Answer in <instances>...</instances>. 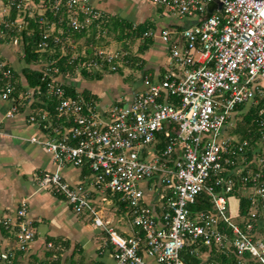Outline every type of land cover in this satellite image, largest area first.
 <instances>
[{
    "label": "built area",
    "instance_id": "1",
    "mask_svg": "<svg viewBox=\"0 0 264 264\" xmlns=\"http://www.w3.org/2000/svg\"><path fill=\"white\" fill-rule=\"evenodd\" d=\"M150 1L196 22L161 29L168 70L160 79L144 76L126 102L102 111L68 80L84 72H118L128 63L126 53L93 48L91 57L77 58L63 47L75 49L73 36L104 24L103 14L87 0L1 3L0 40L24 45L23 34L33 35L35 23L37 51L63 50L42 65L45 89L20 90L14 67L0 55V97L10 103L5 117L29 108L27 122L42 133L28 140L55 164L39 185L76 213L92 216L107 232L116 264H185L184 251L207 260L212 250L235 264H264V0H222V10L206 19L201 17L216 0ZM250 113L251 125L245 121ZM68 166L86 168L87 179L69 182L63 174ZM94 191L117 195L111 204L115 214L124 205L131 233L111 225ZM200 198L211 207L194 209ZM28 212L22 200L15 218L4 220L16 227L20 251L36 235ZM47 247L60 249L53 241ZM14 260V250L0 253V264Z\"/></svg>",
    "mask_w": 264,
    "mask_h": 264
},
{
    "label": "crops",
    "instance_id": "2",
    "mask_svg": "<svg viewBox=\"0 0 264 264\" xmlns=\"http://www.w3.org/2000/svg\"><path fill=\"white\" fill-rule=\"evenodd\" d=\"M87 1L98 9L104 18L127 19L135 25L146 21L152 23L147 31H153V34L146 36L152 37V43L144 52H140L138 48L132 54L137 60L123 65L113 74L100 73L101 78H91L92 76H86L87 72H84L68 80L74 90L95 101L102 111L113 103L126 102L132 90L141 86L144 76L160 79L171 62L169 47L159 35L161 29L167 27L181 30L184 26L194 24L196 19L172 17L160 9L158 14L152 13L148 0ZM5 2L6 0H0V4ZM132 4H135V9L137 7L134 17L131 12L134 9ZM77 44L78 38H75L76 47L79 46ZM73 50L70 48V54ZM33 52L38 54V57L27 62L25 43L15 45L8 39L0 40V55L14 67L20 90L30 87L24 69L41 72L46 61L61 54V50L57 48L55 53L36 49ZM136 73H139V76ZM136 76L140 78L136 80ZM126 82L127 88L124 85ZM122 87L126 88L127 97L122 95ZM36 106L37 103L34 102L32 107ZM9 107L10 103L0 97V253L14 250V264H116L108 234L94 224L92 216L76 213L64 198L39 185L40 175L44 171L54 170L55 164L49 153L28 140L42 133L37 126L27 122L26 114L29 108L22 106L19 114L7 118L5 113ZM88 173L86 168L81 167L68 166L63 169L64 176L73 184L84 182ZM93 196L100 203H112L105 194L94 191ZM22 200L29 203L28 218L33 221L36 230L34 241L26 251L16 249V227H7L4 224L7 217L15 218L16 209ZM110 220L111 225L119 232L131 233L129 221H124L123 217L114 215ZM49 241L59 244L60 249L57 251L48 248ZM150 261L156 264L153 260Z\"/></svg>",
    "mask_w": 264,
    "mask_h": 264
},
{
    "label": "trees",
    "instance_id": "3",
    "mask_svg": "<svg viewBox=\"0 0 264 264\" xmlns=\"http://www.w3.org/2000/svg\"><path fill=\"white\" fill-rule=\"evenodd\" d=\"M105 17V16H103ZM105 23L102 24L101 26H105L108 27L107 29L110 30H119L118 35L120 39L125 40L128 38H132V39H138V38H142L143 41L139 46V51L140 52H144L152 43V37H146L144 36V33L149 30V28L152 26L150 22H143V23H139L137 25H135L133 22L127 20V19H119V18H114L111 17L110 19H108L107 17L104 18ZM32 27H34L35 31L33 33V35L31 36H27L25 33L23 34V38L24 40L27 42L25 43V52H26V61L27 62H31L32 60H34L36 57H38V54L34 53L33 50L35 49V44L36 41L39 38V27L37 24L32 23ZM78 37L82 36L80 33L76 34ZM57 49H60L59 47H57ZM59 52V51H58ZM126 59L128 60V64L131 63L132 60H137L136 57L130 56V55H126ZM66 58H63L61 61V65L63 63V61H65ZM63 70L67 69V67L62 66ZM69 69L73 70V66L69 67ZM24 74L27 78L28 84L30 87H35L37 85H41L44 89L46 87V82L42 81V72L36 71V70H31V69H24ZM86 76H92L91 78H101V74L97 73L96 76L94 77V75L92 74H85ZM71 92H73V88H68ZM87 95V94H86ZM43 98V97H42ZM45 99V98H44ZM252 109V108H251ZM251 113L246 115V123L251 125ZM117 195L114 196V199L116 200ZM202 201H204L202 203ZM207 199H202L200 198L199 203L193 205L194 209L196 208H204V207H211V204L209 202H207ZM121 209H119L118 211H123L126 212V208L124 207V205L120 206ZM248 210V200L243 198L241 201V212L244 213ZM202 250V248L200 249ZM199 250V251H200ZM182 258L185 264H235V259L232 257H225V256H220V254H217V251L212 250L211 251V257L209 259H203L200 256H197L195 253L191 254L189 251H184L182 253Z\"/></svg>",
    "mask_w": 264,
    "mask_h": 264
},
{
    "label": "rangeland",
    "instance_id": "4",
    "mask_svg": "<svg viewBox=\"0 0 264 264\" xmlns=\"http://www.w3.org/2000/svg\"><path fill=\"white\" fill-rule=\"evenodd\" d=\"M148 7L149 10L153 13H157L159 9L162 10L166 15L172 16V17H176L178 16V14L176 13H170L168 11H166L165 9H163L162 7L158 6L157 4L153 3L152 1L148 0ZM134 7L135 4H132ZM137 10V7L131 11L133 12V17L135 15V11ZM131 17V18H133ZM108 27H102L101 25H94L93 28L88 29L86 32L80 33L82 36L80 37H76L77 35H74V38H78V43L77 45H79L78 47H75V49L72 51V53L70 54V48L64 46L63 50L64 53H68V55H73V57H77L80 58L83 54L87 55V57H91L93 55V48H95L96 50L98 49H102L105 50L108 53H114V52H122V53H126V55H130L133 56L132 54L135 53V51L139 48L140 44L142 43L143 39L142 38H136V39H132V38H128L125 40H122L119 38L120 35H118L119 30H108ZM80 38V39H79ZM87 46L90 47L89 51H87ZM60 48V47H59ZM63 50L61 51V53H63ZM92 50V52H91ZM125 55V56H126ZM58 56V55H57ZM57 56L55 58H57ZM110 72V71H107ZM115 72H111V74H113ZM92 74V73H90ZM137 75L139 73H136ZM92 75H95L94 73ZM139 76V75H138ZM136 76L135 79H139L140 77ZM124 85H126V88L128 87V83L126 82ZM126 88H120L121 91L123 92L122 95H124L125 97H127V90ZM232 131V129H227L225 130L226 134H230V132ZM107 196V198L112 199L113 202H115L114 197L107 193L105 194ZM104 201V200H103ZM112 202V203H113ZM233 208H236V200H233ZM99 208H101L103 210V213L106 215V218L110 219V217H114V215L122 218L124 221H129L128 216L126 215V212L123 211H117V214H115V205L113 204H107L106 201L100 203ZM114 209V210H113ZM91 217V216H90ZM92 218V217H91ZM6 219H9L8 217ZM13 219V218H12ZM235 219H237V217L235 216ZM5 220V219H4ZM93 220V219H92ZM118 230V229H117ZM56 250V249H53ZM58 251V250H57Z\"/></svg>",
    "mask_w": 264,
    "mask_h": 264
},
{
    "label": "water",
    "instance_id": "5",
    "mask_svg": "<svg viewBox=\"0 0 264 264\" xmlns=\"http://www.w3.org/2000/svg\"><path fill=\"white\" fill-rule=\"evenodd\" d=\"M222 5H223L222 0H216L214 2L209 3L207 7V13L204 16H202L201 19L208 18L211 15V13L215 10H222Z\"/></svg>",
    "mask_w": 264,
    "mask_h": 264
}]
</instances>
